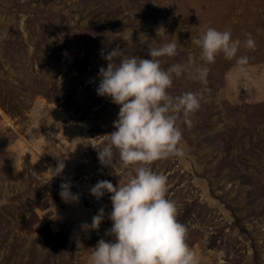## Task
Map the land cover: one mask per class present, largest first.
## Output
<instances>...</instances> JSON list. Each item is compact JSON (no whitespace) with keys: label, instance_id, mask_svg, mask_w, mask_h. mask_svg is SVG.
Wrapping results in <instances>:
<instances>
[{"label":"rangeland","instance_id":"374dc122","mask_svg":"<svg viewBox=\"0 0 264 264\" xmlns=\"http://www.w3.org/2000/svg\"><path fill=\"white\" fill-rule=\"evenodd\" d=\"M209 28L241 41L251 34L255 47L238 53L248 63L223 54L204 61L192 38ZM173 40L179 54L161 65L186 71L169 91L195 92L201 107L190 126L178 121L184 155L153 170L168 177L167 198L199 264H264V0H0V264H91L98 240L113 241L112 205L90 236L80 215V224L67 220L74 216L60 185L79 182L98 201L90 193L98 181L118 187L135 174L115 149L110 167L98 159L95 147L108 143L120 111L96 92L107 67L101 52L119 45L150 59L149 46ZM197 67L207 69L206 82L192 78ZM67 147L77 170L53 177L48 161L65 163ZM15 151L24 166L10 164Z\"/></svg>","mask_w":264,"mask_h":264},{"label":"clouds","instance_id":"9594fccd","mask_svg":"<svg viewBox=\"0 0 264 264\" xmlns=\"http://www.w3.org/2000/svg\"><path fill=\"white\" fill-rule=\"evenodd\" d=\"M201 48L207 63L223 54L237 59L239 65L248 63L247 56L238 53L243 48H254L255 41L248 35L244 41L234 39L228 30L209 28L199 38H192ZM175 40L157 47H148L150 59L128 55L119 45L102 50L107 67L99 69V96L110 97L120 106L118 119L107 144L97 148L98 159L110 167L114 149L123 166H134V175L128 174L126 183L114 186L108 180L98 181L90 193L97 199L111 194L113 222L107 231L112 242L100 239L91 249V264H199L196 253L187 243L188 228L178 220L176 202L167 198L168 177L153 170L152 165L169 157H182V130L178 121L191 125V117L200 109V97L195 92L172 95L174 77L185 73V65L174 63L167 69L161 65L164 57H176ZM207 69L195 68L192 78L207 81ZM65 168L61 161L49 172L60 176ZM60 196L65 202L78 201L71 192V183L60 185ZM105 218L101 208L92 217L91 224H83L85 231L98 230ZM77 247L83 244L77 240Z\"/></svg>","mask_w":264,"mask_h":264},{"label":"crops","instance_id":"0c3cea01","mask_svg":"<svg viewBox=\"0 0 264 264\" xmlns=\"http://www.w3.org/2000/svg\"><path fill=\"white\" fill-rule=\"evenodd\" d=\"M20 137L21 138L16 139V144L15 145H17V146H19V143L20 142H24V138L25 137H22V135H20ZM59 142H62V141H59ZM58 143H57V145H58ZM23 148L26 149V147H23ZM67 151H68V154H67L68 155V158H67V161H65V163H64L65 164L64 171L60 175V177H62V178L63 177H66V176H69V174H72V173H74L77 170L76 169V166H77V162L78 161H75V159H76L75 158L76 152H74L73 154L70 155L69 153H71L72 151L69 149V147H67ZM19 161H20V163H19ZM25 161L26 160H25L23 154L22 155H20V153L19 154H16V151H15L14 152V156H12V161H10V164L12 163L13 164V167L14 166L22 167V166L25 165ZM48 162L51 165L50 168H52V169H55L56 168V166H53L52 165L51 161H48ZM46 170L49 172L48 167L46 168ZM12 172H14L13 175H15V174L18 173V171L15 173L14 170ZM75 185H76L75 189L74 190H71L70 189V190H71L72 193L79 195L78 202H79L80 209L77 212L74 211L73 210V205H72L73 202H68V204L66 206L71 209V211L73 212L72 214L74 216L72 219H70L68 216H66L67 217V220H70V222L76 221V222H78V224H80V222L78 220V216L80 215L82 217V219H85L86 221H88L87 224H90V221H91L90 218H92L93 216L97 215L98 212H99V210L102 207L105 210V207L106 206L112 205L111 200H109L108 198H104L105 196H103L102 198H100V200H98V201H95V200L92 201L83 192V189H84V187H82L83 184L81 185L79 182H77ZM59 202H60V206L59 207H61V201L59 200ZM74 202H76V201H74ZM105 211H107V210H105ZM83 224H85V221L82 220V225ZM89 232H91L90 233V236L96 237L94 235V230L87 231V233H89ZM85 236H87V234ZM99 239H100V237H99Z\"/></svg>","mask_w":264,"mask_h":264},{"label":"bare ground","instance_id":"6f19581e","mask_svg":"<svg viewBox=\"0 0 264 264\" xmlns=\"http://www.w3.org/2000/svg\"><path fill=\"white\" fill-rule=\"evenodd\" d=\"M196 1V0H195ZM201 2V1H200ZM204 3V2H203ZM211 4V3H210ZM201 5H203V4H201ZM92 7V6H91ZM211 7V6H210ZM73 8V7H72ZM71 9V8H70ZM75 9V8H74ZM213 9H215V8H213ZM76 10V9H75ZM82 10V9H81ZM81 10H79L80 12H81ZM92 10V9H91ZM104 10V9H103ZM211 10H212V7H211ZM64 12V11H63ZM87 12V11H86ZM105 12V11H104ZM69 13V12H68ZM81 13H83V12H81ZM103 13V12H102ZM70 14V13H69ZM101 14V13H100ZM63 15V14H62ZM65 15V14H64ZM89 15V14H88ZM96 15V14H95ZM83 16V15H82ZM92 16V15H91ZM97 16V15H96ZM78 17V16H77ZM85 17H87V16H85ZM89 17H90V15H89ZM75 18V17H74ZM68 19V18H67ZM71 20V19H70ZM110 20V19H109ZM72 21V20H71ZM105 21V20H104ZM14 22V21H13ZM88 22V21H87ZM12 24H15V23H12ZM82 24V23H81ZM178 39V38H177ZM183 48V47H182ZM77 70V69H76ZM79 110V109H78ZM77 111V110H76ZM217 114V113H216ZM104 198H106V197H104ZM259 256V255H258Z\"/></svg>","mask_w":264,"mask_h":264}]
</instances>
